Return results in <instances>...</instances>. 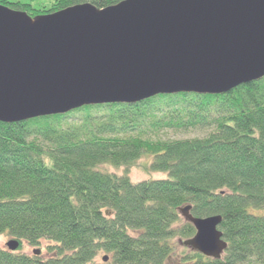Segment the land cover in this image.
Returning <instances> with one entry per match:
<instances>
[{
    "label": "trees",
    "instance_id": "1",
    "mask_svg": "<svg viewBox=\"0 0 264 264\" xmlns=\"http://www.w3.org/2000/svg\"><path fill=\"white\" fill-rule=\"evenodd\" d=\"M35 1L0 5L35 20L126 0ZM197 129L209 132L145 138ZM143 157L146 173L166 179L132 182ZM185 207L194 218L221 217L220 260L182 245L195 234L179 213ZM250 208L264 210V77L220 95H158L0 122V237L18 243L0 249V264H264V217ZM45 242V259L21 253Z\"/></svg>",
    "mask_w": 264,
    "mask_h": 264
},
{
    "label": "water",
    "instance_id": "2",
    "mask_svg": "<svg viewBox=\"0 0 264 264\" xmlns=\"http://www.w3.org/2000/svg\"><path fill=\"white\" fill-rule=\"evenodd\" d=\"M263 77L264 0H126L35 20L0 5L2 123L158 95H220ZM190 209L179 210L195 230L182 245L220 260L221 217Z\"/></svg>",
    "mask_w": 264,
    "mask_h": 264
},
{
    "label": "rangeland",
    "instance_id": "3",
    "mask_svg": "<svg viewBox=\"0 0 264 264\" xmlns=\"http://www.w3.org/2000/svg\"><path fill=\"white\" fill-rule=\"evenodd\" d=\"M10 1H22V2H28V0H10ZM43 2V3H47L48 0H37L35 2H30L32 3L31 5L35 8L39 7L37 6L38 4H41L40 3ZM209 131L207 130H193V131H188L186 133H174V132H171V131H167V132H160L158 133L157 135H155L154 133H152L151 131H149L147 133L146 131V136L145 138H148L150 140H153V141H157V140H184V139H193V138H196V137H200V136H203L205 133L208 134ZM147 158H150V156H146ZM145 157H143L138 163H137V166L135 168H133L130 173H129V177L131 179L132 182H142V181H146V180H162V179H166V175L165 174H162V173H146L144 171V169L142 168V166L146 165V163H148L149 159H147ZM107 171L109 173H112V174H116V175H122L123 174V170L120 169V170H113V169H107ZM249 213L253 214V215H256V216H263L264 217V210H259V209H254V208H250L249 210ZM11 240V238H9L8 236H1L0 237V249L1 250H5L6 249V244L7 242H9ZM46 242L45 243H42L39 247H30V246H27V245H24L23 244V247H22V250H21V253H24V254H27V255H32L34 251H39V257L41 259H45L46 257H48L46 255ZM181 248V247H180ZM179 248V252L181 251ZM103 257V255H100V257H98V259L96 260L98 263H100V259ZM105 257V256H104ZM107 257V256H106Z\"/></svg>",
    "mask_w": 264,
    "mask_h": 264
}]
</instances>
